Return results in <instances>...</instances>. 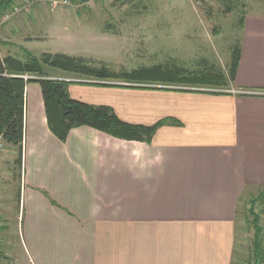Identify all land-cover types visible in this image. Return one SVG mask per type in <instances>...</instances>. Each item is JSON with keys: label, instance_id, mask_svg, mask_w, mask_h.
<instances>
[{"label": "crops", "instance_id": "obj_1", "mask_svg": "<svg viewBox=\"0 0 264 264\" xmlns=\"http://www.w3.org/2000/svg\"><path fill=\"white\" fill-rule=\"evenodd\" d=\"M238 49L224 87L68 85L72 100L109 107L127 124L166 122L148 144L88 127L71 130L62 143L47 127L39 85L27 84L16 250H0L1 258L233 264L241 201L264 194L263 14L245 15Z\"/></svg>", "mask_w": 264, "mask_h": 264}, {"label": "rangeland", "instance_id": "obj_2", "mask_svg": "<svg viewBox=\"0 0 264 264\" xmlns=\"http://www.w3.org/2000/svg\"><path fill=\"white\" fill-rule=\"evenodd\" d=\"M89 1H69L63 6L49 5L45 0L27 6L28 12L21 7L19 13L12 9L23 0L14 1L0 15V58L12 56L28 61L46 54H64L81 59L89 68L105 69L115 75L156 66L170 71L181 69L185 77L199 76L210 68L224 74L228 73L230 50L239 39L240 3L245 14L264 15V0H240L229 13H225V4L219 0H97L88 4ZM36 8L41 16L36 15ZM42 69L44 77L68 85L97 86L91 84L104 82L45 66ZM104 83L105 87L126 89L153 87L123 80ZM31 97L30 88L25 99L27 109ZM16 159L15 151L14 155L6 151L0 140V250L9 254L16 250L12 240H17L14 200L20 172ZM253 200L241 201L237 223L242 232H238L233 264H264V194L260 201ZM254 244L259 247L256 252Z\"/></svg>", "mask_w": 264, "mask_h": 264}, {"label": "trees", "instance_id": "obj_3", "mask_svg": "<svg viewBox=\"0 0 264 264\" xmlns=\"http://www.w3.org/2000/svg\"><path fill=\"white\" fill-rule=\"evenodd\" d=\"M14 1L16 0H0V15L11 7ZM70 1L76 3L78 0ZM219 1L225 4V13H229L234 11L240 0ZM239 7L242 8V16L238 21L241 29L246 14L243 4L240 3ZM229 59L227 74L229 79L233 80L239 59L238 41L230 50ZM43 66L91 77L98 81L123 80L126 83L152 85L153 87L157 85L174 86V90H182L180 88L185 86H225L224 74L213 68L206 69L205 73L199 76L187 75V77L181 69L170 71L162 66L115 75L105 69L89 68L81 59L64 54H46L41 59L32 57L28 61H21L12 56L0 58V140L14 149L17 155L15 163L18 168L21 166L24 135L25 87L30 83L39 85L47 127L50 133L62 143L65 142L71 130L88 127L118 140L148 144L155 131L166 123L162 121L151 127L131 125L121 121L109 107L92 106L72 100L67 93L68 83L44 77ZM24 76L29 78L25 80ZM104 82L91 85L105 87L107 84ZM130 87L138 88L139 86ZM153 87H148V89H153ZM142 88L139 87V89ZM253 230L255 241H258L259 228L256 223L253 225ZM254 250L255 252L259 250L258 244H254ZM0 261H2L1 256Z\"/></svg>", "mask_w": 264, "mask_h": 264}, {"label": "built area", "instance_id": "obj_4", "mask_svg": "<svg viewBox=\"0 0 264 264\" xmlns=\"http://www.w3.org/2000/svg\"><path fill=\"white\" fill-rule=\"evenodd\" d=\"M42 2V1H44L45 2V0H23V3L22 4H20V6H18V7H15V8H13L12 9V11H15V12H17V13H19V11L21 10L20 8L21 7H23V8H25V10H26V12H28V7L27 6H30V5H33L34 3H39V2ZM49 2H48V4L50 5H55L54 3H56V4H59V5H63V6H65V5H69V1L70 0H48ZM95 2V1H97V0H90L89 2H88V4L90 3V2ZM11 11V12H12ZM25 80H27L29 77H27V76H25V77H23ZM232 93H234V94H243V93H241V92H232ZM3 264H17L15 261H4L3 262Z\"/></svg>", "mask_w": 264, "mask_h": 264}]
</instances>
